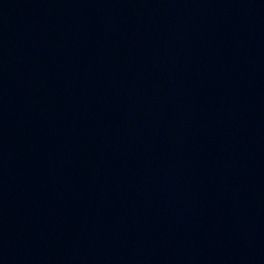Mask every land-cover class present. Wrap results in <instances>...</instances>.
Listing matches in <instances>:
<instances>
[{
    "label": "water",
    "instance_id": "95a60500",
    "mask_svg": "<svg viewBox=\"0 0 264 264\" xmlns=\"http://www.w3.org/2000/svg\"><path fill=\"white\" fill-rule=\"evenodd\" d=\"M210 264H264V74Z\"/></svg>",
    "mask_w": 264,
    "mask_h": 264
}]
</instances>
